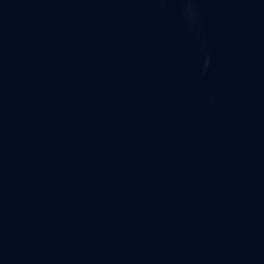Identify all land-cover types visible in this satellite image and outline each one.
<instances>
[{
	"label": "water",
	"instance_id": "obj_1",
	"mask_svg": "<svg viewBox=\"0 0 264 264\" xmlns=\"http://www.w3.org/2000/svg\"><path fill=\"white\" fill-rule=\"evenodd\" d=\"M98 264H264V23Z\"/></svg>",
	"mask_w": 264,
	"mask_h": 264
}]
</instances>
